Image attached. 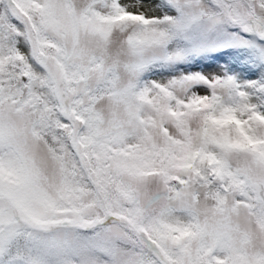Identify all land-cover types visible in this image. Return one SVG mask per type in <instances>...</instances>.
Segmentation results:
<instances>
[{
    "label": "snow or ice",
    "instance_id": "obj_1",
    "mask_svg": "<svg viewBox=\"0 0 264 264\" xmlns=\"http://www.w3.org/2000/svg\"><path fill=\"white\" fill-rule=\"evenodd\" d=\"M0 264H264V0H0Z\"/></svg>",
    "mask_w": 264,
    "mask_h": 264
}]
</instances>
